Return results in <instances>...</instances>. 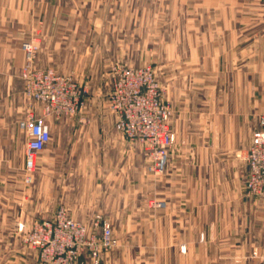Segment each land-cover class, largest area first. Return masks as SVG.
<instances>
[{
	"label": "crops",
	"instance_id": "0c3cea01",
	"mask_svg": "<svg viewBox=\"0 0 264 264\" xmlns=\"http://www.w3.org/2000/svg\"><path fill=\"white\" fill-rule=\"evenodd\" d=\"M221 2L194 0L192 8L205 5L207 11L199 9L182 19L178 31L180 74L171 98L174 113L169 127L175 133L186 132L188 140L169 149L165 172L157 181L143 182L146 197L161 203L145 211L149 216L145 233L150 237L153 232L155 246L178 257L189 256L190 249L195 263L229 264V256L238 254L242 264H264V204L248 197L245 188V157L252 133L264 117V12L248 16L243 11L246 1ZM5 19L0 17V66L7 63V71L15 73L24 58L15 31L31 22L38 33L39 19L34 22V15L25 18L22 12L12 23ZM68 20L50 17L49 39H68L71 33L60 32L56 26ZM75 23L87 21L80 18ZM189 39L194 45L196 40L207 43L184 48ZM196 70L221 75L212 85L203 80L197 83L191 79ZM205 89L212 91L207 94ZM84 116L89 121L86 125L58 119L48 125L49 199H56L55 179L62 176L68 179L63 189L65 200L70 199L65 206L71 218L88 222L106 200L111 204L112 224L126 219L129 223L136 202L135 148L120 142L109 113L90 111ZM0 117L8 120L0 126V246L5 252V248L15 249L19 240L9 232L27 229L40 216L34 201L40 199L36 179L41 176L33 174L31 185L24 182L27 137L13 114ZM65 152L72 158L61 160ZM253 252L256 259L251 258ZM20 254L14 257L16 264H37L34 253Z\"/></svg>",
	"mask_w": 264,
	"mask_h": 264
},
{
	"label": "rangeland",
	"instance_id": "374dc122",
	"mask_svg": "<svg viewBox=\"0 0 264 264\" xmlns=\"http://www.w3.org/2000/svg\"><path fill=\"white\" fill-rule=\"evenodd\" d=\"M193 1L0 0V17H7L5 19L6 23L19 20L17 17L21 16V12L25 18L34 15V22H36L37 18L39 19L38 33L35 28L34 31L32 30L31 22L21 24L22 28L20 27V29L15 31V37L21 41L20 48L23 43H30L34 50L33 67L37 70H51L56 75L63 77L65 83L75 85L82 93L83 102L82 108L72 118H69L56 117L46 111L45 105L29 99L25 94V82L23 79V70L27 61L21 48L24 58L18 72L7 71V63H3L0 66V115L4 113L13 114L19 123L20 120L32 114L42 118L47 125L51 124V126L54 125L55 119L73 120L81 125H86L89 121L84 115L90 111H105L112 116L108 109V93L111 89V75L119 65L132 68L147 67L151 70L152 86L157 89L158 94L169 107V127L174 113L173 100L171 98L176 90L175 81L180 74L177 72L179 70L177 68L179 61L177 48L178 46L181 47V41L177 40L178 31L181 30L182 19L198 13L199 9L207 11L203 8L205 5L192 8L191 3ZM220 1L223 2L224 0ZM235 1L238 2L239 0ZM242 1L247 2V6L243 11H246L245 13L248 16H261V13L264 12V3H262L264 1L260 2L257 7L256 2L261 0ZM243 6L245 7V5ZM54 16L66 17L67 20L71 19L70 21L68 20V24L60 23L56 25L57 28L59 27L60 32L67 31L69 34L71 33L68 39H60V37L56 36L54 39H49L48 29L50 25L48 20ZM80 18L86 20L87 23H75ZM95 19L97 21H93ZM35 26L36 24H34ZM74 32L76 33L74 34ZM75 36L82 38H76ZM199 43L204 44L207 41L196 40L194 45L192 39L185 40L184 48L187 47V44L196 46ZM38 63L40 66L37 65ZM194 73L197 75L195 78L192 76V80L196 79L197 83L203 80L206 84L208 82L211 85L221 75L216 72L197 70ZM210 90L212 91V89L203 91L208 94ZM211 95L213 94L211 93ZM112 119L114 126L113 116ZM7 121L0 117V126H6ZM172 132L177 136L178 144L182 145L187 142L188 135L186 132ZM119 137L121 143L133 145L135 148L133 152L137 156L136 161L134 160L133 163L136 177L135 213L134 216L130 215L129 223L128 219H126L120 224L116 221L112 224L110 217L111 204L109 205L106 200L101 212L91 216L88 222H81L71 218L65 206L70 199L68 201L65 200L63 189L64 182L65 180L68 182V179H63L62 176L57 175L55 179L57 184L56 199H49L47 192L49 179L46 167L48 146H46L38 154L36 167L32 173H29L31 182L27 184L31 185L33 174H40L41 179H36L40 183V199L34 201L40 216L36 217L27 229L15 233L9 232L10 236L13 235V237L19 239L18 244L15 249L5 248V252L3 246H0V264H16V258L21 257L20 253L28 251L35 254L37 264H43L40 261L39 251L30 249L24 242V238L27 237L36 224L42 221H50L60 210H64L68 218L83 223L88 228H92V224L97 220L96 218L111 225L116 245L111 250L102 252L98 264H202L192 261L190 249L188 250L189 256L178 257L171 251L166 252L165 249L155 246L157 242L153 240V232L150 237L147 231L145 233V229L149 227L147 226L149 225L147 223L149 216L145 215L147 209L158 208L159 206L157 201L154 202V199L150 200V198L146 197L143 190V182L145 179L157 181L162 174L154 175L148 172L147 167L152 163V151L147 144L140 141H129L121 135ZM122 154L127 155L125 152ZM59 158L68 160L72 157L71 153L65 152L61 153ZM39 162H42V166H39ZM24 174L25 179L27 174L25 170ZM74 180L85 181V179ZM61 191L62 193H60ZM83 202L87 203L86 200ZM150 238H152L151 241ZM0 242L2 241L0 240ZM184 255L186 254L184 253ZM251 258L256 259L255 252H253ZM229 259V264H242L238 254H231ZM83 260L85 264H94L88 257V253L83 255Z\"/></svg>",
	"mask_w": 264,
	"mask_h": 264
},
{
	"label": "built area",
	"instance_id": "2783aa9c",
	"mask_svg": "<svg viewBox=\"0 0 264 264\" xmlns=\"http://www.w3.org/2000/svg\"><path fill=\"white\" fill-rule=\"evenodd\" d=\"M21 48L27 61L23 70L25 94L32 101L45 105L46 111L56 117L72 118L82 108L81 91L75 85L65 83L63 77L51 70L35 69L32 64L34 50L30 43H23ZM152 80L151 70L147 67L118 65L111 75L107 103L114 118L115 131L129 141L147 144L152 151V163L147 170L161 175L165 172L168 151L178 144V138L168 127L169 107L152 86ZM259 125L252 133L245 157V188L248 197L257 198L264 204V117H260ZM18 126L27 137L24 182L29 184V173L36 167L37 156L49 143L51 134L45 121L32 114L20 120ZM96 219L92 228H88L60 210L50 221L36 224L24 242L30 249L39 251L43 264H85V253L94 264H98L102 252L111 250L116 240L111 225Z\"/></svg>",
	"mask_w": 264,
	"mask_h": 264
}]
</instances>
